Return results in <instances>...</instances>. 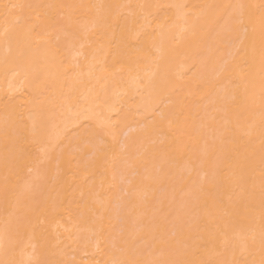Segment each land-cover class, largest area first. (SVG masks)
<instances>
[{
  "label": "bare ground",
  "instance_id": "6f19581e",
  "mask_svg": "<svg viewBox=\"0 0 264 264\" xmlns=\"http://www.w3.org/2000/svg\"><path fill=\"white\" fill-rule=\"evenodd\" d=\"M0 264H264V0H0Z\"/></svg>",
  "mask_w": 264,
  "mask_h": 264
},
{
  "label": "rangeland",
  "instance_id": "374dc122",
  "mask_svg": "<svg viewBox=\"0 0 264 264\" xmlns=\"http://www.w3.org/2000/svg\"><path fill=\"white\" fill-rule=\"evenodd\" d=\"M172 164V163H171ZM174 165V164H173ZM129 169V170H128ZM125 175H127V176H125ZM130 176V168L128 167L126 170H125V174H124V177H129ZM161 191H163V189H159L158 190V193H161ZM123 195H127V193L126 192H124V194ZM120 213H121V210H120Z\"/></svg>",
  "mask_w": 264,
  "mask_h": 264
}]
</instances>
